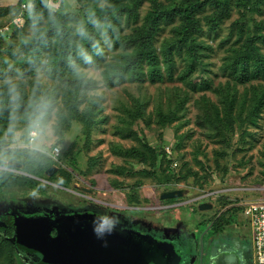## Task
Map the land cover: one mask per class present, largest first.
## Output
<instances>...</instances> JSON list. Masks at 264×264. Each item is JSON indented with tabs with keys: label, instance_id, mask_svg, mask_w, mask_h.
<instances>
[{
	"label": "rangeland",
	"instance_id": "obj_1",
	"mask_svg": "<svg viewBox=\"0 0 264 264\" xmlns=\"http://www.w3.org/2000/svg\"><path fill=\"white\" fill-rule=\"evenodd\" d=\"M31 1L0 0V81L19 60L27 58L21 41L31 37L32 26L25 25ZM169 1L143 0L136 10L138 20L124 23L121 32L130 33L146 21L154 5L165 6ZM204 1L195 34L202 54L199 71L185 80L181 76L187 64L181 56L175 57L173 74L165 62V50L176 37V25L170 23L161 24L153 34L157 66L153 68L143 59L139 62L141 76L129 73L113 87L107 85L103 71L111 72L115 62L120 69L130 65L128 58L135 54L132 48H117L107 41L102 68L81 69L96 81L93 89H79V83L53 78L46 70L47 60L37 72L42 74L38 90H33L37 73L18 70L24 77L27 100L34 93L51 100L45 138L50 146H34L22 139L9 147L0 140V213L4 209L21 216H58L94 208L129 227L173 238L174 246L185 255V264H193L197 256L198 264H213L216 235L206 224L196 226L197 222L204 216H229L234 199L264 194V104L259 106L264 101V77L254 73L242 82L240 73L238 78L232 75V64L247 50L249 41L255 51L251 63L258 65L264 58V0L254 10L245 9L237 0ZM250 1L256 5L257 0ZM49 3L54 11L76 13L83 22L93 18L97 6L118 10L108 0ZM128 3L134 7L133 2ZM226 3L227 11L213 24L211 20ZM3 91L0 83V137L7 126L2 116ZM231 100L232 114L225 107ZM181 102L178 116H173L171 106ZM55 146L61 147L59 157L53 156ZM10 161L21 166L10 165ZM175 189H183L184 196L161 197ZM202 201L212 203L213 208L199 210ZM5 215L0 217L10 222ZM234 221L239 227L230 226L218 239L243 246L246 262L254 249L252 228L243 213L236 214ZM239 231L245 236L235 234ZM14 234V229L3 230L0 243L14 241ZM13 253L7 257L3 252L0 264H36L40 260L38 254L24 248H15Z\"/></svg>",
	"mask_w": 264,
	"mask_h": 264
},
{
	"label": "trees",
	"instance_id": "obj_2",
	"mask_svg": "<svg viewBox=\"0 0 264 264\" xmlns=\"http://www.w3.org/2000/svg\"><path fill=\"white\" fill-rule=\"evenodd\" d=\"M102 0H93V2L98 3ZM111 7L117 8L115 12L111 9H102L97 6L96 11L93 13V18L98 21L97 24L91 22L92 19H89L88 22H83L81 18L76 13H61L60 11H54V18L49 19L48 9L44 7L45 0H32L31 8L36 12L41 14V28L44 32V39L37 41L31 37L28 39H23L21 41V48L23 53L27 56L25 60H19L16 66L12 67V72L9 75H15L18 70H22L25 74H36L41 65H43L44 60H47L46 70L53 78H60L64 81H71L72 84L79 83L80 87L86 89H93L97 87L96 81L91 78H87L82 68H87L89 66H95L96 68H102V61L104 60V53L102 51L103 45L107 42L114 44L115 47L120 48L125 47L129 50L132 48L134 51V56L130 59V65L125 66L120 69V66L117 62L113 65L112 71H103L104 78L109 87H113L117 82H120L125 78L129 73L134 75L140 74L143 72L142 66L139 62L145 59L146 62H149L153 68L158 64V58L155 55V50L152 46V38L154 32L160 27L163 23H170L176 25V37L173 42L168 45L165 50V62L171 74L175 70V57L181 56L183 61L187 64V67L184 70V74L181 76L183 80L188 78L191 74L199 71V63L201 62L202 54L200 51V43L196 41L195 34L199 31L200 17L198 16V11L205 6L204 0H170L169 4L154 5L152 11L147 15L146 21L134 27L130 33L121 32L124 29L123 24H130L133 21L138 20L137 7H139L143 0H108ZM128 1L134 3V7H130ZM258 1V0H257ZM256 1V5L250 0H237L240 6L245 9L251 7L250 9H258L260 6L259 2ZM217 4H220L217 0ZM223 8L221 5V10L217 12L215 17L211 20L213 24L221 18L223 12L227 11L228 4ZM27 11L29 10L26 9ZM126 11L129 13L128 16H125ZM74 24H69V22ZM32 26V17L28 13L26 14L25 25ZM79 24H83L87 30V37L81 38L77 32L76 27ZM258 39H260L258 37ZM264 40V37L262 38ZM107 41V42H106ZM93 43L99 44V50L92 47ZM253 43L249 41L247 50L240 52L239 56L235 59L232 64V75L238 78L239 73L241 74L242 82L249 80L253 77L254 73H257L259 76L264 77V58L260 60L259 64L256 65L251 63L252 54L255 53ZM84 48L87 50L88 54L91 56V62H86L83 58L77 55L78 48ZM119 67V68H118ZM5 72H8V68L4 67ZM154 80V75L152 76ZM244 79V80H243ZM194 84L196 81L194 80ZM33 90H38V87H33ZM23 93H25L23 88ZM264 98V95H263ZM28 100L25 98L24 94V103L22 104L23 110L27 107ZM234 101H227L225 107L227 111L231 114L234 109ZM264 104V101L259 103V106ZM171 106V105H170ZM183 106V102L177 103L174 107L172 114L173 116H178ZM226 112V110H225ZM227 113V112H226ZM230 115V114H229ZM3 123L8 122V110L3 106ZM172 116V117H173ZM233 117L232 115H230ZM161 118V117H160ZM165 152V151H162ZM127 155H130L132 152L126 151ZM30 160H27V163ZM32 171L31 166H27ZM29 169V170H30ZM34 172V171H33ZM35 173H37L35 171ZM27 179L34 180L30 177H25ZM241 199L232 200V203H240ZM234 205L231 208V213L229 216H226L223 213L214 223V227L217 229L221 228L234 220V214L239 209L243 210L242 206ZM0 214H6V219H10V222L4 220L3 217H0V232L10 228L14 229V241L2 240L0 243V259L3 258V252L8 256L14 254L13 251L17 249H25L31 251L33 254L43 253L37 246L33 243L26 241L25 230H27L26 225H22L21 235L18 234V224L17 219L20 218H41L39 219L38 224L40 223V228H47L52 235L54 228H57L55 224L59 225L62 221L66 219L67 214H61L58 216H48L55 217L58 220L53 221L47 219V217L40 215H25L21 216L19 214L12 215L7 210L2 209ZM14 216V217H13ZM28 216V217H27ZM100 216L93 213V223L96 218ZM25 224L26 221L24 220ZM112 233L116 230L111 228ZM125 232V231H121ZM116 233V232H115ZM140 233V232H139ZM5 235V234H4ZM9 237H12V233L9 231ZM44 254V253H43ZM6 257V258H7ZM166 257V264H167ZM170 259V258H169ZM153 263V262H150ZM36 264H45L43 261L39 260Z\"/></svg>",
	"mask_w": 264,
	"mask_h": 264
},
{
	"label": "water",
	"instance_id": "obj_3",
	"mask_svg": "<svg viewBox=\"0 0 264 264\" xmlns=\"http://www.w3.org/2000/svg\"><path fill=\"white\" fill-rule=\"evenodd\" d=\"M10 165L21 166V163L9 162ZM51 172V169L48 170ZM183 189L165 191L163 199L183 197ZM213 208V204L203 202L200 210ZM84 216H67L59 227V233L52 236L47 228H40L39 218H18V232L26 225V241L33 243L44 253L45 264H158V259L165 264L166 257L174 250L169 241H161L152 235L137 231L111 232L106 230L98 234L95 227L82 223ZM26 221V223H22ZM170 253V255H169ZM171 263L167 260V264Z\"/></svg>",
	"mask_w": 264,
	"mask_h": 264
},
{
	"label": "clouds",
	"instance_id": "obj_4",
	"mask_svg": "<svg viewBox=\"0 0 264 264\" xmlns=\"http://www.w3.org/2000/svg\"><path fill=\"white\" fill-rule=\"evenodd\" d=\"M44 7L48 9L49 19H53L54 9L51 7L49 0H45ZM29 14L32 17L31 38L37 41L43 40L45 34L40 26L41 14L31 7H29ZM91 22L98 23L95 19H92ZM76 32L81 38L87 37V30L83 24L77 25ZM92 47L99 50L98 43H93ZM77 55L86 62H91V56L86 49L78 48ZM23 79V74L17 71L15 75H7L0 81L4 89L5 107L8 110L7 126L3 130V136L0 137V140L7 142L9 147L17 146L22 139L25 142H31L34 146L48 147L50 145L45 143V138L47 137L51 100L47 95L34 93L29 98L25 110L21 112V106L24 103ZM41 82L42 74L37 73L36 86L38 87ZM118 222L117 218L102 213L94 221L95 230L102 235L104 231L111 230Z\"/></svg>",
	"mask_w": 264,
	"mask_h": 264
},
{
	"label": "crops",
	"instance_id": "obj_5",
	"mask_svg": "<svg viewBox=\"0 0 264 264\" xmlns=\"http://www.w3.org/2000/svg\"><path fill=\"white\" fill-rule=\"evenodd\" d=\"M259 197L260 198L264 197V194H258L257 196L251 195L250 197H243V199H241V200L243 201V200L255 199V198H259ZM203 202H207V201H202L201 203H203ZM235 204L236 203H233V206ZM206 210H209V209H206ZM202 211H205V210H202ZM242 213H243V210L239 209L237 212H235L234 218H235L236 214H242ZM222 214L223 213L217 214L212 219H209L210 216H204V218H202V220L198 221L197 225H196V226L199 227L200 225L206 224V226H208L209 229H211L213 231V236L216 235L215 236L216 240H215V242H213L214 254L211 255V260H213V264H246V262L244 261V257L246 259L247 256L244 255V252H245L244 249L245 248L243 246H240L238 243H232V242H231L232 243V245H231V244L223 242L221 239H218L219 237H222L220 235H222L224 233L225 229L229 228L230 226H234L236 228L239 227V225L236 224V222L234 220H230V222L227 223L226 225H224L222 227V229L221 228L217 229V227H214L215 221ZM179 229H180V226H179ZM181 229H182V227H181ZM235 234L242 235V236L244 235L245 236V233H243V231H239L238 233H235ZM179 250H180V248H179ZM189 250H191V249H188V247H187L186 251H187L188 254L191 252V251L189 252ZM175 253H176V264H185L184 263L185 262V260H184L185 259V255L181 251L179 252L177 250L175 251ZM249 255L251 256L252 264H255L254 263V257H253V250H251V252H249ZM197 257L198 258L195 260V262L193 264H198L199 263L200 258H199V256H197Z\"/></svg>",
	"mask_w": 264,
	"mask_h": 264
},
{
	"label": "built area",
	"instance_id": "obj_6",
	"mask_svg": "<svg viewBox=\"0 0 264 264\" xmlns=\"http://www.w3.org/2000/svg\"><path fill=\"white\" fill-rule=\"evenodd\" d=\"M60 155L61 147L55 146L53 156L59 157ZM237 205L243 207V213L252 228L254 263L264 264V197L243 200Z\"/></svg>",
	"mask_w": 264,
	"mask_h": 264
},
{
	"label": "flooded vegetation",
	"instance_id": "obj_7",
	"mask_svg": "<svg viewBox=\"0 0 264 264\" xmlns=\"http://www.w3.org/2000/svg\"><path fill=\"white\" fill-rule=\"evenodd\" d=\"M10 210V209H9ZM97 210V209H96ZM81 213V214H80ZM82 213H84V214H82ZM93 213L94 214H97V215H101L102 214V212L101 211H99L98 210V212L97 211H95V209L93 208V209H91V210H83V211H79V212H77V213H74V214H67L66 216H69V215H72V216H75V217H79V216H84V217H82L81 219H80V221H82V223H85V224H87V225H89V226H91V227H95L94 226V223H93ZM103 214H106V213H104L103 212ZM12 215H14L13 213H12ZM107 215V214H106ZM108 216V215H107ZM14 217V216H13ZM110 217V216H109ZM64 221H62L61 223H63ZM61 223L59 224V225H61ZM126 224V225H125ZM112 229H114V230H116L115 232L116 233H119V232H121V231H128L129 232V230H132V231H137V232H140V233H142V234H145V235H152V236H154L155 238H157L158 240H161V241H169L170 243H171V245L173 246V248H174V250L172 251V253H171V256H170V258H171V263L170 264H176V253H175V251L177 250V251H179L180 252V250H179V248H176L175 246H174V244L172 243V239L173 238H169V237H166V236H158V235H155L154 233H152V232H150V231H146V230H143V229H140V228H136V227H129V225L127 224V223H117L114 227H112ZM136 229H138V230H136ZM20 233L22 232V228H20ZM17 231H19L18 229H17ZM112 232V231H111ZM58 233H59V227H57V228H54L53 229V231H52V236H56V235H58ZM18 234H19V232H18ZM21 235V234H20ZM176 249V250H175ZM169 255H170V253H169ZM168 259H169V257H168ZM167 259V260H168ZM40 260L41 261H43L44 260V254L43 253H41L40 252ZM170 260V259H169ZM37 261H39V259L37 260L36 259V262ZM99 264H104V263H99ZM149 264H156V263H149ZM158 264H163L162 262H161V259H158ZM165 264H166V262H165ZM246 264H252V262H251V256L249 255L248 256V259H247V261H246Z\"/></svg>",
	"mask_w": 264,
	"mask_h": 264
}]
</instances>
